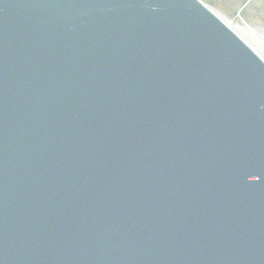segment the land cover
I'll return each mask as SVG.
<instances>
[{
    "label": "water",
    "instance_id": "water-1",
    "mask_svg": "<svg viewBox=\"0 0 264 264\" xmlns=\"http://www.w3.org/2000/svg\"><path fill=\"white\" fill-rule=\"evenodd\" d=\"M0 264H264V62L197 0H0Z\"/></svg>",
    "mask_w": 264,
    "mask_h": 264
},
{
    "label": "rangeland",
    "instance_id": "rangeland-1",
    "mask_svg": "<svg viewBox=\"0 0 264 264\" xmlns=\"http://www.w3.org/2000/svg\"><path fill=\"white\" fill-rule=\"evenodd\" d=\"M204 1L233 23L238 25L247 24L256 30L264 29V0Z\"/></svg>",
    "mask_w": 264,
    "mask_h": 264
},
{
    "label": "bare ground",
    "instance_id": "bare-ground-1",
    "mask_svg": "<svg viewBox=\"0 0 264 264\" xmlns=\"http://www.w3.org/2000/svg\"><path fill=\"white\" fill-rule=\"evenodd\" d=\"M239 31L264 57V29L256 30L248 26H236Z\"/></svg>",
    "mask_w": 264,
    "mask_h": 264
}]
</instances>
